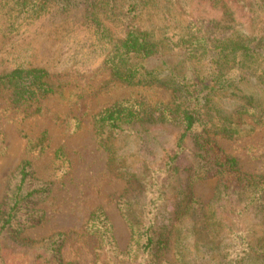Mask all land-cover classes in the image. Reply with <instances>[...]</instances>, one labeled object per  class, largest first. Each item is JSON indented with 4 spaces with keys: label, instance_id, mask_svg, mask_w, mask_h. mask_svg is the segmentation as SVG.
Segmentation results:
<instances>
[{
    "label": "trees",
    "instance_id": "obj_1",
    "mask_svg": "<svg viewBox=\"0 0 264 264\" xmlns=\"http://www.w3.org/2000/svg\"><path fill=\"white\" fill-rule=\"evenodd\" d=\"M187 1L194 0H0V12L8 6L32 20L51 9L79 12L111 80L139 89L136 97L117 100L93 116L109 167L127 184L116 205L130 232L121 252L104 210L91 211L84 231L93 241L95 264H174L170 251L183 264L191 235L209 247L213 239H226L213 264H264V174L243 171L218 142L246 137L264 122V0H233L250 17L248 33L230 0H201L219 9L216 18L188 15ZM173 52L184 59L146 64ZM49 78L44 67L14 60L0 73V93L11 105L40 113L41 101L60 93V84ZM155 89L169 92V99L148 95ZM132 136H149L159 150L156 162L146 160L141 171L129 170L126 155L113 143ZM48 142L46 131L28 139L30 149L40 153ZM53 156L58 169L69 167L62 147ZM32 169L29 160L16 169V182L0 206V234L18 237L43 218L40 211H28L27 218L20 213L51 191V182L37 181ZM211 179L214 192L204 202L193 187ZM259 212L263 216L253 221Z\"/></svg>",
    "mask_w": 264,
    "mask_h": 264
},
{
    "label": "rangeland",
    "instance_id": "obj_2",
    "mask_svg": "<svg viewBox=\"0 0 264 264\" xmlns=\"http://www.w3.org/2000/svg\"><path fill=\"white\" fill-rule=\"evenodd\" d=\"M185 4L188 15L219 16V9L204 1ZM230 5L237 22L243 24L241 30L248 33L253 27L250 17L233 0ZM95 42L77 11L59 13L51 9L34 20L8 6L0 12V73L10 70L14 60L22 59L44 67L49 79L60 84V93L44 98L42 109L36 114L32 109L11 105L0 93V206L7 200L17 179L16 169L23 160L31 161L37 181L51 182V191L44 201L23 206L20 212L22 218H27L28 211H40L42 220L21 231L18 237L7 232L0 234V264H95L93 241L84 227L89 214L97 207L107 215L118 249L121 252L126 249L130 232L116 201L127 184L110 169L107 153L94 132L93 116L117 100L136 97L139 89L111 80L102 57H98ZM181 59H184L183 53L173 52L153 57L146 64L153 67L163 61L176 63ZM148 95L164 101L170 97L162 89L150 91ZM43 131L49 136L47 148L42 153L31 150L28 139H36ZM153 133L159 137L161 131L154 128ZM148 137L114 139L116 152L126 155L129 170L141 171L146 160L152 165L158 159L156 140L149 141ZM218 142L226 153L238 158L243 171L264 174V122L246 137L231 141L218 139ZM59 147L65 150L69 161V167H60L64 171L54 164L53 154ZM215 183L211 179L195 184V196L209 201ZM262 216L261 212L253 214V221ZM259 225L258 234L262 230ZM58 235L61 241L54 244ZM196 236L189 237L183 250V264H213L217 247L220 245L223 250L226 239H213L209 247ZM167 257L179 264L171 251Z\"/></svg>",
    "mask_w": 264,
    "mask_h": 264
}]
</instances>
